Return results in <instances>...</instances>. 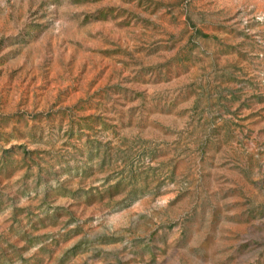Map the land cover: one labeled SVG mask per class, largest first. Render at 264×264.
<instances>
[{
  "label": "rangeland",
  "instance_id": "rangeland-1",
  "mask_svg": "<svg viewBox=\"0 0 264 264\" xmlns=\"http://www.w3.org/2000/svg\"><path fill=\"white\" fill-rule=\"evenodd\" d=\"M0 264H264V0H0Z\"/></svg>",
  "mask_w": 264,
  "mask_h": 264
},
{
  "label": "trees",
  "instance_id": "trees-1",
  "mask_svg": "<svg viewBox=\"0 0 264 264\" xmlns=\"http://www.w3.org/2000/svg\"><path fill=\"white\" fill-rule=\"evenodd\" d=\"M117 185H118L117 182H115L114 184H111L110 187L107 189V191L112 193L113 192L112 188H114V189L117 188ZM75 192H77V190L71 191V194H74ZM83 194H87V192L83 191ZM137 196H139V194H133L132 190H128L122 198L117 200L116 203H118L119 205H123V204H126L129 201L133 200V198H135Z\"/></svg>",
  "mask_w": 264,
  "mask_h": 264
}]
</instances>
